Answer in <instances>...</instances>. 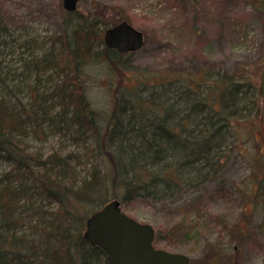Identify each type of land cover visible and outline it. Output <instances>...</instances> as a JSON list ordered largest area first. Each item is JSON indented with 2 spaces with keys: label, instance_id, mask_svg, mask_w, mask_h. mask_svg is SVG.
<instances>
[{
  "label": "rangeland",
  "instance_id": "1",
  "mask_svg": "<svg viewBox=\"0 0 264 264\" xmlns=\"http://www.w3.org/2000/svg\"><path fill=\"white\" fill-rule=\"evenodd\" d=\"M259 3L264 6V0L79 1L76 11L82 18L96 15L98 23L107 25L125 20L145 37L142 49L121 57L119 70L96 62L79 79L102 131L119 106L116 116L127 126L107 149L118 154L119 166L124 164L122 146L130 141L142 145L148 140L140 136L134 140L136 130L128 125L133 119L134 93L163 107L160 114L173 125L189 115L191 119L196 116L193 105L211 87L206 83L191 93L180 82L156 88L138 84L135 78L207 70L209 81H214L241 71L254 74L250 64L264 57V13L255 7ZM61 10L65 11L61 0H0V100L21 119L22 136L16 138L27 153L70 155L78 180L90 176L96 167L102 182L108 160L98 154L93 133L85 130L79 134L76 126L60 128L49 122L63 107L57 92L64 74L34 69L37 57L60 47L54 39L62 31ZM103 27L100 24L98 28L102 35ZM34 106V115H26ZM150 114L146 112L147 120ZM254 122L255 118L248 120V138L245 134L242 139L229 137L212 149L206 160L204 156L186 157L183 149H168L156 159L150 150L133 152L144 174L159 179L174 176L178 181L172 185L158 180L137 188L126 203V214L153 227L159 238L156 248L184 254L189 264H264V127L254 128ZM200 128L196 117L182 136L198 137ZM126 164L119 170L124 172L121 177L128 179L134 172ZM12 169V162L0 157V175ZM100 187L89 200L94 208L111 196L110 185ZM37 207L53 211L56 204L42 200ZM29 215H19L21 226L16 233L32 239L36 229H29ZM40 215L36 213L32 219L38 222Z\"/></svg>",
  "mask_w": 264,
  "mask_h": 264
},
{
  "label": "trees",
  "instance_id": "2",
  "mask_svg": "<svg viewBox=\"0 0 264 264\" xmlns=\"http://www.w3.org/2000/svg\"><path fill=\"white\" fill-rule=\"evenodd\" d=\"M255 7L264 13V6L260 3ZM61 13L64 17V21L60 23L62 31L54 39L60 43V47L56 51L50 49L33 63L37 73L51 70L65 76L57 92L64 108L55 119H49V122L51 125L57 123L54 127L60 128L76 126L79 134L90 130L95 137L96 150L102 159L108 160V166L102 182L98 181L96 167H93L90 176L78 180L76 171L69 163L72 156L52 153L41 157L27 153L22 148L21 139L16 138L22 136L21 119L5 101L0 100V157L13 164L11 171L0 175V264H106L104 253L83 238L87 217L104 203L114 199L119 203L121 201L120 207L125 212L126 203L132 199L137 188L158 180L172 185L178 183L174 176L169 178L166 175L159 179L154 174H144L143 167L137 164L138 159L133 157V152L139 149L140 154H144L145 150H150L156 159L160 152L162 154L168 149H183L186 157L204 156L206 160L212 149L229 137L235 140L241 136L242 139L245 134V138H248L251 130L249 119L255 118L254 128H259L261 124L264 127V113L261 112L264 109V57L261 62L250 64V68L255 69L254 74L241 71L225 74L214 81H209L207 70L201 73L173 74L172 77L156 73L147 76L152 78L149 81L146 76L135 78L139 81L138 84L156 88L180 82L191 93H196L206 83L211 84V87L193 105V110L197 111L196 116L191 119L189 115L182 123L173 125L167 124L160 114V111H164L163 107L141 96H135L138 93H134L130 107L134 111V120L128 125L136 130L134 140L139 136L148 140L142 145H135L129 140V143L122 146L120 157L124 158V164L119 166L118 154L107 150L112 139L118 137L119 131L127 126L122 125L120 118L116 116L119 106H116L112 114L111 123L102 131L79 79L83 71L96 62L104 63L110 70H119L121 57L125 54L104 46L99 25L103 24L105 30L112 24L98 23L100 17L96 15L85 19L77 11L69 13L61 10ZM73 16L76 21L72 20ZM114 55L118 58L113 59ZM261 63L263 65L260 67ZM122 108L119 110H123ZM35 110L36 106L31 107L26 115H34ZM243 110L246 112L243 113ZM147 111L152 113L150 120L145 118ZM196 117L197 125L201 127L198 137L182 136ZM34 122L36 127L40 126L35 119ZM126 163L128 166L130 164L129 168L134 172L128 179L121 177L124 172L119 170ZM37 167L42 168V171H35L34 168ZM101 184L110 185L111 196L94 208L89 200L99 192ZM42 200L54 202L55 209L49 211L37 207ZM23 213L30 214L27 224L29 229H36V237L32 239L16 233L21 226L19 215ZM36 213L42 214L38 222L32 219ZM157 243L159 238L154 237L153 245Z\"/></svg>",
  "mask_w": 264,
  "mask_h": 264
},
{
  "label": "water",
  "instance_id": "3",
  "mask_svg": "<svg viewBox=\"0 0 264 264\" xmlns=\"http://www.w3.org/2000/svg\"><path fill=\"white\" fill-rule=\"evenodd\" d=\"M66 12H74L80 0H61ZM107 49L133 53L143 48L142 31L121 21L103 32ZM155 231L150 224L140 223L124 213L118 200H110L93 211L85 221L83 238L99 248L106 264H189V257L155 248Z\"/></svg>",
  "mask_w": 264,
  "mask_h": 264
}]
</instances>
